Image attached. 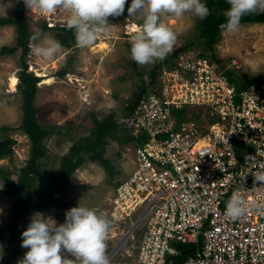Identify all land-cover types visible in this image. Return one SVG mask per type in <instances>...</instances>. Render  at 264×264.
Here are the masks:
<instances>
[{
	"label": "built area",
	"instance_id": "built-area-1",
	"mask_svg": "<svg viewBox=\"0 0 264 264\" xmlns=\"http://www.w3.org/2000/svg\"><path fill=\"white\" fill-rule=\"evenodd\" d=\"M225 71L180 53L123 116L137 139L135 167L111 198L124 226L109 229L120 231L108 234L109 264H172L185 247L183 264H264V188L253 175L264 171V84L238 89ZM184 107L215 120L206 128L191 114L181 120ZM234 192L246 208L235 219L226 215Z\"/></svg>",
	"mask_w": 264,
	"mask_h": 264
},
{
	"label": "rangeland",
	"instance_id": "rangeland-1",
	"mask_svg": "<svg viewBox=\"0 0 264 264\" xmlns=\"http://www.w3.org/2000/svg\"><path fill=\"white\" fill-rule=\"evenodd\" d=\"M17 2L0 0V18L13 17ZM25 12L31 31L44 28L42 33L54 39L58 27L68 26L70 13L63 9L43 15L38 11L30 12L27 8ZM160 20L175 32L176 41L173 46L176 50L178 46L192 43L191 48L184 52L193 57L205 54L213 63L214 60L220 61L239 83L245 79H256L258 83L264 84V24H240L236 33L223 30L213 51H208L198 38L199 17L192 13H185L181 17L162 13ZM142 22L140 15L130 17L127 14L109 22L111 26L108 30L92 44L82 47L77 43L71 48L62 47L51 59L36 56L32 51L33 41L30 43L25 63L29 72L42 79L35 99L40 111L37 120L54 129L52 136L45 139L47 156L41 163L43 174L56 176L62 158L71 146L83 139H91L95 126L93 115L103 120L115 114L116 121L124 125L123 109L126 102L130 101L128 99L139 91V72H151L154 69V62L140 65L131 58L132 36ZM100 42L107 43V47L100 48ZM16 45V28L0 25V51L3 47L15 48ZM176 58L172 57L168 64ZM21 67L20 50L12 55L0 54V141L10 139L13 152L0 160V244L3 245L4 255L10 248L7 227L12 220L13 199L5 192L3 175L10 173V179L17 182L20 169L30 158L31 149L28 135L20 128L23 95L17 85ZM123 134L131 135L130 129L126 134L122 133L121 137ZM104 155L113 164V175L108 174L99 163L88 159L75 171L63 193L57 194L56 199L69 202L72 207L80 203L94 208L111 219L110 227L118 225L123 228V224L112 218L115 213L111 207V198L116 185L134 170L135 144L132 141L122 142L118 136L108 138ZM38 185L47 189L46 185ZM41 213L54 218L57 224L63 223L58 219L62 209L50 208ZM117 233H120L118 228L109 231L113 237ZM27 250L21 247L18 260L23 258ZM68 255L71 259V255Z\"/></svg>",
	"mask_w": 264,
	"mask_h": 264
},
{
	"label": "clouds",
	"instance_id": "clouds-1",
	"mask_svg": "<svg viewBox=\"0 0 264 264\" xmlns=\"http://www.w3.org/2000/svg\"><path fill=\"white\" fill-rule=\"evenodd\" d=\"M25 8L50 14L57 9L68 11L69 28L75 30L77 43L86 47L111 26L108 18L120 16L128 0H22ZM226 21L221 28L236 33L241 18L256 10L264 11V0H228ZM127 12L130 17L140 15L142 24L132 36L131 58L138 64H150L163 59L173 48L176 34L165 23L161 14L181 17L192 13L205 19L209 9L205 0H131ZM32 51L38 57L51 59L62 48L61 43L37 30L31 37ZM254 180L262 182L264 171L253 173ZM246 208L241 195L234 192L226 206V215L235 219L244 215ZM63 223L41 212H34L21 233V247L28 249L17 264H109L107 237L110 221L94 208L77 206L66 210ZM71 255V259L69 255ZM4 255L0 244V259Z\"/></svg>",
	"mask_w": 264,
	"mask_h": 264
},
{
	"label": "trees",
	"instance_id": "trees-1",
	"mask_svg": "<svg viewBox=\"0 0 264 264\" xmlns=\"http://www.w3.org/2000/svg\"><path fill=\"white\" fill-rule=\"evenodd\" d=\"M209 9V14L205 19H201L198 26V38L208 51H213L216 42L219 39L221 32L224 30L221 25L226 21V11L230 7L227 0H205ZM128 1L125 5V11L120 16L109 17L108 22H113L119 18L127 16ZM26 8L22 0H18L13 17L0 18L1 26H14L17 31V45L15 48L3 47L0 51L2 55H12L19 50L22 54V70L19 71V83L17 89L23 95V118L20 128L28 135L31 141L30 158L27 164L19 171L17 182L10 179V173L3 175L5 182V192L13 199L12 205V220L7 227L9 232V252L5 254L0 260V264H17L18 258L21 254V233L26 229V224L34 212H42L50 208L62 209L59 213L58 219L63 222L65 219L66 210L72 206L69 202L59 201L56 199L57 194L63 193L70 178L78 170L86 160H91L99 163L110 175H113L114 167L112 162L104 155L106 141L108 138L117 137L122 142H136L137 139L132 135H127L128 131L125 125H120L115 118V114H110L103 120H99L93 115L94 128L92 129L91 139H83L75 142L68 153L63 156L60 168L56 176L51 177L42 173L41 163L47 156V148L45 139L53 134V128L42 125L38 122L37 116L39 109L36 107L35 99L38 91V84L41 82V77L34 75L28 71V65L25 63V58L29 52V45L32 42L31 37L39 30L43 32L44 28H39L35 31L29 29L26 20ZM264 24V11L251 12L241 18L240 24ZM47 28V27H45ZM56 40H58L62 47L71 48L77 44L75 30L68 26L58 27ZM192 43L181 45L173 54V58L179 56L180 53L188 51ZM201 57H207L201 54ZM157 59L154 61V69L151 72H139L141 80L139 81L138 92L129 102L124 106L123 116H131L140 104L141 99L147 94L148 91L156 89V83L159 79L162 67L164 65L170 66L168 62L171 58ZM215 63L221 64L220 61L214 60ZM225 74L229 77L230 81L234 83L238 89H243L252 83L257 82L256 79H245L243 83H239L233 78L232 72L227 70L222 65ZM148 78V79H145ZM187 114L192 115V119L203 127L210 125L213 120L208 116V111L205 108H190L184 107L178 111L179 119L183 120ZM201 126V129L203 127ZM119 132V133H118ZM123 137H121L122 133ZM119 134V135H118ZM144 137V136H143ZM141 137V139H143ZM123 138V139H122ZM12 141L5 139L0 141V160L10 156L13 152L11 149ZM46 185L47 189L39 187V183ZM118 185V184H117ZM116 185V186H117ZM36 191V192H35ZM98 212V211H97ZM102 214L101 212H98ZM108 218V217H107ZM111 224V219L108 218ZM192 249L185 247L183 255L173 259L172 264H183Z\"/></svg>",
	"mask_w": 264,
	"mask_h": 264
},
{
	"label": "bare ground",
	"instance_id": "bare-ground-1",
	"mask_svg": "<svg viewBox=\"0 0 264 264\" xmlns=\"http://www.w3.org/2000/svg\"><path fill=\"white\" fill-rule=\"evenodd\" d=\"M101 43V42H100ZM100 48H105V47H107V43L105 44V43H101L100 45ZM100 50H102V49H100ZM104 51V50H103Z\"/></svg>",
	"mask_w": 264,
	"mask_h": 264
}]
</instances>
